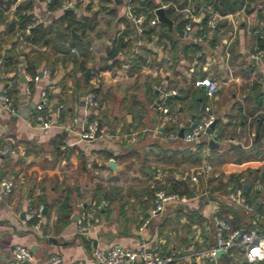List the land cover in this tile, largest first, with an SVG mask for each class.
Wrapping results in <instances>:
<instances>
[{"label":"crops","instance_id":"obj_1","mask_svg":"<svg viewBox=\"0 0 264 264\" xmlns=\"http://www.w3.org/2000/svg\"><path fill=\"white\" fill-rule=\"evenodd\" d=\"M51 1L57 2L53 9L45 0H0V58L5 63L12 57L1 72L0 92L6 90L15 109L10 115L0 107V146L13 151L0 156V264H13L15 246L33 252L30 264H48L53 257L59 264H91L94 248L114 245L172 256L177 264H218L207 255L215 245L214 218L232 230L255 228L264 235V214H259L264 210V58L252 57L260 51L264 0H231L250 3L225 16L214 10L216 0H148L160 5L155 10L133 0H72L75 39L65 35L67 22L60 21L70 0ZM23 4L30 7L26 13L33 26L50 27L48 45L28 46L17 40L20 33L9 31ZM162 6L170 25H151L147 17ZM129 14L144 21L134 25ZM144 23L155 29L153 35H145ZM188 24L191 31L184 35ZM113 49L116 54L109 57ZM136 57L145 62L130 75ZM34 77L38 81L30 82ZM201 79L217 84L211 99L195 87ZM92 90L99 106L90 118L100 134L94 142H81L83 96ZM42 91L52 108L63 107L47 130L33 122ZM172 91L177 94L167 97ZM207 108L216 116V130L185 144L179 131L184 134L189 121ZM219 126L224 136L216 139ZM171 133L178 140H169ZM131 134H137L135 142L128 141ZM210 139L217 148L210 149ZM130 150L134 158L122 157ZM111 159L117 172L107 167ZM103 168L125 176L116 185L122 192L111 202L95 190L113 187ZM8 181L13 189L6 194L1 184ZM177 185L182 190L186 185L190 196L172 193L184 201L166 204L145 225L158 192L152 190ZM245 185L249 190L254 185L263 197L260 204H246L250 212L230 199ZM38 198L45 201L40 206L45 213L36 232L24 220L29 210L37 211L31 204ZM103 201L108 206L98 209ZM86 214L91 215L88 232L80 234L76 221ZM229 256L239 263L241 253L232 250Z\"/></svg>","mask_w":264,"mask_h":264},{"label":"built area","instance_id":"obj_2","mask_svg":"<svg viewBox=\"0 0 264 264\" xmlns=\"http://www.w3.org/2000/svg\"><path fill=\"white\" fill-rule=\"evenodd\" d=\"M50 2L51 0H45ZM72 0L66 2L63 5L64 10L71 9L73 7ZM166 6H162L160 9H165ZM128 18L131 23L138 25L144 21L143 16H134L129 14ZM151 25H157L160 23L159 18L155 14L152 19L149 20ZM33 25H27L25 27V32L29 33ZM191 31L190 25H186L184 29V35H188ZM264 38V29L263 35ZM72 52H76L75 49ZM253 59L260 62L264 58V52L262 50L258 51ZM2 65V60L0 58V68ZM38 77L30 79V82H37ZM195 87L204 88L205 95L207 98L211 99L218 91V86L215 82L209 79H201L196 81ZM155 92L160 91L159 87H154ZM176 91H172L167 94V97L176 95ZM83 104L85 108V116L83 117L80 125V131L77 134L78 140L81 142H94L97 140L100 134V128L95 120L90 117L94 111L99 106V102L93 92H87L83 96ZM0 107L8 114L14 115L15 109L12 104L11 98L8 96L6 90L0 92ZM62 105H55L53 108L48 101V97L45 91L40 94V100L35 106V117L33 122L41 129L47 130L54 127L57 123V119L62 110ZM166 112V111H165ZM216 121L215 114L207 108L205 114L198 120H190L187 124L182 141L187 145L195 144L201 141L203 138L208 137L206 131L210 126ZM169 140H178V135L176 133H171L168 135ZM129 142H135L137 139V134H131L128 136ZM12 149L9 145L0 146V156L8 155L12 153ZM210 168H201V172L204 173L209 171ZM197 177H192V182H196ZM1 187L4 193H11L13 189L12 182H3ZM243 191L241 189L235 191L230 195V199L235 204L240 205L246 211H252V208L244 204L242 197ZM184 201V198L179 197L176 194H168L165 191H158L155 194V205L149 211V216L145 221L147 225L151 219L158 216L163 212L166 204L177 203ZM108 206V202L103 201L98 209ZM43 208L40 207L36 212L29 210L25 215V222H33L31 228L39 232L42 217ZM91 219L90 214H86L84 218H79L76 221L77 229L80 234H86L89 228V222ZM214 232H215V245L207 252V255L211 259H215L217 251H222V255L230 254L231 250L238 247L243 252L244 259L248 264L263 263L264 264V235L259 232V230L253 228L248 230H232L228 223L219 218L213 219ZM240 235L239 239L237 236ZM11 259L13 264H27L32 263L33 254L29 249L21 246H15L11 250ZM59 259L53 257L48 261V264H59ZM91 264H177V260L172 256H162L150 250L140 249V250H129L124 249L119 246H111L108 249L94 248L92 250V262Z\"/></svg>","mask_w":264,"mask_h":264},{"label":"trees","instance_id":"obj_3","mask_svg":"<svg viewBox=\"0 0 264 264\" xmlns=\"http://www.w3.org/2000/svg\"><path fill=\"white\" fill-rule=\"evenodd\" d=\"M104 2H109V0H102ZM164 2L168 1V0H163ZM218 1L215 5H213V8L215 11H217L221 16H225L229 13H234L235 11L241 9L243 6L249 5V1L248 3H244L243 1H241L240 3H237L235 1H231V0H216ZM134 4H138L141 7L145 8V9H152L155 10L157 8L160 7V5H156L154 4V2L152 1H148V0H133L132 1ZM220 3V4H219ZM49 8L53 9L54 7L57 6V2L56 1H50L48 2ZM220 6L223 8L220 9ZM248 6H246L245 8H247ZM30 7L29 5L23 4L18 6L17 11L15 13L16 16V20L11 22L9 25V31L10 32H15V33H20L18 35L17 40H19L22 43L27 44L28 46L31 47H35V46H46L49 44L48 41V37L51 34V29L50 27H44L42 24L39 25H34L32 27V29H30L29 33L25 32V27L27 25H32L33 19L29 16L28 13H26L27 11H29ZM65 14L63 15V17L60 19L61 22H67V26L64 30L65 35L66 36H70V33L72 30H74L75 32L78 31L77 26L78 23L75 22V19L72 15L71 12L69 11H64ZM139 12V10H138ZM148 19H151L150 16L147 17ZM144 27L146 29V31L144 32L145 35L150 36L153 35L155 33V29L153 27L148 26L146 23H144ZM165 30V32L167 31L165 27H163ZM82 35L84 34V32L81 33ZM18 41V42H19ZM122 46V44H121ZM258 49L259 50H263L264 51V38L260 36V38H258ZM116 49H113L112 51H110L109 53V57H113L116 54ZM31 53H34V51H32ZM4 59V58H3ZM75 60V58H74ZM5 61V66L6 65H11L12 64V57L7 58L4 60ZM144 60H142L140 57H136L135 61L132 62V67L129 70V74L133 75L134 73L139 72L141 65L144 64ZM32 67L34 66L33 63H31V61L29 62ZM91 92H93L95 95L97 94L96 90H92ZM262 96V95H260ZM260 103H264L260 102ZM218 126V121H216V125H215V130ZM172 131V129L170 130ZM223 126H219L218 130H217V134H216V139H221L224 134H223ZM60 145V144H59ZM6 156V155H5ZM5 156H3V158H5ZM135 153L134 151H128L124 156L126 159H129L131 157L134 158ZM119 157V156H117ZM103 170L105 172H108V178H107V183H111L113 185V187H108L109 185L106 184V186L104 187L103 185H97L96 186V193L100 196V198L102 200H109V202L114 200V196L118 197L119 194L122 192L123 188H120L118 186H116L120 181H122L123 177L125 178L124 174H117L115 176L112 175V172L108 169L103 168ZM131 169L130 167L127 166L125 173L127 174L128 172H130ZM125 174V175H126ZM238 178V177H237ZM125 180V179H124ZM126 184H129V182L127 180L124 181ZM252 189L249 190L247 192V194L245 196H243V200L245 202V204L248 205H255V204H260L262 201V194L260 190H256L254 189V185H252ZM159 190H162V188H155L152 190V193H155ZM166 193L168 194H172V193H178L179 195L181 194H186L188 196H190V191L189 188L186 187L185 188L180 189L179 186H172L169 189L164 190ZM99 200L96 202L97 206L99 205ZM45 203V201L42 198H38L36 203H32L31 206L33 209H38L40 206H43V204ZM259 214H264V210L259 209ZM33 224V222H30L29 225L31 226ZM233 226V224H231ZM249 228H239L236 227L235 230H248ZM234 252H239L241 253V256L239 257V263L241 264H248L246 263L244 256H243V252L238 249V247H235L232 249ZM231 250V251H232ZM218 264H239L237 262L233 261V258H231L228 255H225L219 259H217Z\"/></svg>","mask_w":264,"mask_h":264},{"label":"water","instance_id":"obj_4","mask_svg":"<svg viewBox=\"0 0 264 264\" xmlns=\"http://www.w3.org/2000/svg\"><path fill=\"white\" fill-rule=\"evenodd\" d=\"M67 11H72V9H68ZM156 14H157V17L159 18V21H161L162 23H165V24L170 25V22H169V20L165 17L164 11H163L162 9H158ZM258 16L260 17L261 15L259 14ZM71 34H72V38H73V39L78 38L77 35H76L73 31L71 32ZM4 68H5V64L2 63V66H1V68H0V83H2V74H1V72L4 70ZM88 74H89V70L86 71L85 76H88ZM39 76H41V75H39ZM21 78H24V75H21ZM158 104H159V102H158ZM215 125H216V121H215V122L210 126V128L206 131V134H207V135H211V134H212V131L214 130ZM179 138H180V139L183 138V130H180V131H179ZM208 145H209L210 149L217 148V145H216L214 139H210L209 142H208ZM252 149H253V147H250V148H248L247 150H252ZM113 155L116 156L117 153H114ZM107 167L110 168V169H111L112 171H114V172H117V171H118L117 167L115 166V162H114L113 159H111V160L108 162ZM0 178H1V177H0ZM248 191H249V185H245V186L243 187V195L245 196V195L247 194ZM254 210H256V207H254ZM42 213H43V214L45 213V209H43ZM74 218L77 219V217H74ZM239 237H240V235L237 236V239H239ZM31 253L33 254V252H31ZM222 254H223L222 251H217V252H216V255H215V259H218L219 257H221ZM27 264H29V263H27Z\"/></svg>","mask_w":264,"mask_h":264}]
</instances>
